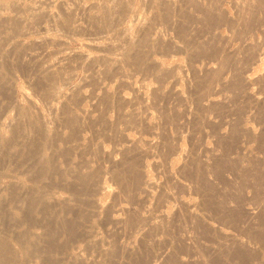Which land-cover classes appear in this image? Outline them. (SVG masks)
<instances>
[{
	"label": "bare ground",
	"instance_id": "bare-ground-1",
	"mask_svg": "<svg viewBox=\"0 0 264 264\" xmlns=\"http://www.w3.org/2000/svg\"><path fill=\"white\" fill-rule=\"evenodd\" d=\"M46 1L0 0V97H11L8 77L24 61L47 82L37 98L42 102L26 95L24 102L6 103L14 114L0 110V151L9 150L14 165L15 210L0 212V264H264V72L256 75L264 65V0H94L83 7L76 0L102 35L86 43L92 51L55 54L48 47L62 38L43 19L54 23L59 16ZM128 1H142L144 15L119 22L133 5ZM73 5L63 9L66 26L77 24L69 18ZM38 27L43 34L29 38ZM42 53L54 56L42 63ZM178 53L185 67L164 66V56L178 60ZM76 63L95 70L86 82L125 74L126 63L155 81L133 87L123 79L132 97L110 85L84 92L64 74ZM84 100L90 107L81 106ZM181 100L195 101L196 110L162 114V103L174 107ZM176 110L184 121L195 120L186 121L201 130L193 133L199 145L180 143L183 120L167 130ZM211 123L219 129L212 130L215 137L207 133L210 146L202 136L207 124L215 128ZM145 126L150 136L143 135ZM108 174L117 189L106 204L113 191ZM98 217L105 232L95 229Z\"/></svg>",
	"mask_w": 264,
	"mask_h": 264
},
{
	"label": "rangeland",
	"instance_id": "rangeland-1",
	"mask_svg": "<svg viewBox=\"0 0 264 264\" xmlns=\"http://www.w3.org/2000/svg\"><path fill=\"white\" fill-rule=\"evenodd\" d=\"M60 1H64V0H60ZM65 1H67V3L69 2V0H65ZM74 1V2H73ZM71 0L70 1V3H68L66 6H60L59 4V0H48V1H46L45 3H44V6H49L48 8H50L53 12H55L56 13V11H57V13H58V15H57V13H56V15H57V17H58V19L57 20H54L55 22L53 23V20L51 19H45V21H44V19H43V24H45V23H47V24H51V25H53L52 26V29L50 30V32H52V35H54V36H56V37H59V38H62V40H61V42H63L64 41V43H57L56 44V42H55V44L54 43H52L51 44V46H49L48 48L50 49L51 48V50H52V52L55 54L57 51L56 50H59V51H61L62 50V48L63 49H65L66 50V48H67V51H72V49H73V51H77L78 49L79 50H84V51H88L89 50V48L88 47H86V43L87 42H89L90 41V39H92V38H95V37H99V36H101L102 35V33H101V31H99L100 29L98 28L97 29V27L98 26H92L91 28H90V26H89V20H88V18H86L85 16H82L81 14H80V11L78 10V8H76V6L78 5L77 4V1L76 0ZM92 1H94V0H82V2H80V7H83V6H87V5H89L90 4V2H92ZM135 3H133V1H128V4L130 3H133V5L131 4V5H129L130 7L129 8H127L126 9V11L124 12V13H122L121 14V16H120V20H119V22H122L125 18L127 19L128 17H129V19L130 18H132V17H136V16H138V14L140 15V17H141V14H143L144 12H143V10H142V8H143V6L141 5V3H142V1H134ZM140 2V3H139ZM72 3V4H71ZM89 3V4H88ZM69 4H70V6L72 7V5L74 4H77L76 6H74L73 5V8L75 7L76 8V10H74L73 11V13H75L74 14V16L71 14V16L69 17L70 19H71V22L73 23V25L75 24V23H77L76 24V26H75V28H74V26H71V25H69V23H67V25L68 26H70V27H68V26H66V23H64V21H61V18H62V20H64L63 18H64V16H65V8H67L66 9V11L68 10V6H69ZM51 5V6H50ZM83 5V6H82ZM79 6V5H78ZM132 6H133V9L131 10V11H129L130 10V8H132ZM79 7V8H80ZM138 7V8H137ZM64 9V10H63ZM144 9V8H143ZM81 10V9H80ZM136 10H138L137 11V13L135 14V16H134V14L133 13H135V11ZM133 11V12H132ZM140 11H141V14H140ZM77 13L78 14H80L79 16L77 15ZM64 15V16H63ZM77 15V16H76ZM144 15V14H143ZM143 15H142V18H143ZM72 17H75L76 19L74 20H72ZM60 19V20H59ZM78 19V20H77ZM69 19H67V21H68ZM47 21V22H46ZM58 21V22H57ZM67 21H65V22H67ZM74 21V22H73ZM75 21H77V22H75ZM53 23V24H52ZM65 25V26H64ZM78 25V26H77ZM85 26H89V30H84V27ZM157 26H158V24H157ZM159 26H160V24H159ZM77 27V28H76ZM80 27V28H79ZM170 31H172L171 29H169ZM42 31H43V28H41V27H38V28H34V29H31V31H30V33L28 34V37L29 38H33V37H35V36H40V35H42L43 33H42ZM49 32V33H50ZM168 32V31H167ZM30 35V36H29ZM85 42V43H84ZM61 49V50H60ZM75 49V50H74ZM40 50V52H42L41 51V49H39ZM38 50V51H39ZM50 50V51H51ZM78 50V51H79ZM89 51H92V50H89ZM93 51H95V50H93ZM95 53V52H94ZM45 54V53H44ZM44 54L42 53L41 55H40V57H39V61H41L42 62V60L44 61L45 59H46V61H48V59H52V57L54 56H49V58L47 57L48 55L47 54H45V56L47 57H44ZM162 53H156V55L157 56H163V55H161ZM178 60H173L171 57H167V58H165V56L163 57V59H165V63H164V66L166 65V66H173L174 64L176 65V64H178V65H180V63H181V65H186V58H185V56H184V54H182V53H178ZM172 60H173V62H172ZM148 62H150V59L148 60ZM179 62V63H178ZM42 63H44V62H42ZM46 63V62H45ZM183 63V64H182ZM183 65V67H185ZM11 66V68H9L8 67V71H9V73L11 72V70L10 69H13V65H10ZM15 68V67H14ZM124 70H126V75L125 74H123V73H121V72H118V71H113L112 73H110V74H108V75H101V74H97V76H96V78L93 80V81H90V82H86L85 80H86V74H91V73H95L94 71L95 70H93V69H90L87 65H82L81 63H76L74 66H72V68H70L69 70H67V71H65V73L64 74H66V72H67V75H66V79H68V81L70 82V81H73L74 83H79V84H81V85H83V90H84V92H91L92 90L94 91H100L101 89H100V87H105V85L106 86H108V85H110L109 87H111V88H116V89H118L119 91H120V93L121 94H123V95H126V96H128V97H132L133 95H134V93H132L133 91H132V86L130 85V84H127V83H124V82H122V80L123 79H128L129 81H132V83L134 84L133 85V87H138V86H141V84H142V81L143 80H145L146 82L149 80V82L148 83H152L153 84V82L155 81V79L153 80V74L152 73H149V74H144V73H142V72H140L139 71V69H136V67H134V66H132V65H130V64H128V63H126L125 65H124ZM154 69H156V71H157V68H154ZM71 70H73V73L71 72V80L67 77V76H69V72L68 71H71ZM257 70V71H256ZM256 75L257 74H262L263 72H264V65L263 64H261L260 66H258V67H256ZM260 70V71H259ZM39 70H36L35 69V67L34 66H32V65H30V64H28V63H26V61H24L23 62V64L21 65V66H19L18 68H16V69H14V72H13V70H12V73H14L13 75V79H12V74H11V76H10V74H8V76H10V77H8V83L9 84H11L12 83V85H11V90L12 91H10V94H11V97H9L10 95L9 94H7V96L5 97V96H1L0 97V99L2 100L1 101V109L0 110H6V103H8L10 100L11 101H13V102H15V101H19V100H21V101H25L26 100V98H27V96L26 95H30V96H32V97H34L35 99H41L42 98V93H43V90H44V88H45V86H46V84H47V82L45 83V84H43L42 82H40L39 81V79H38V77L36 76V73L38 72ZM155 71V70H154ZM151 72H153V71H151ZM155 73H159V71L158 72H155ZM154 73V74H155ZM65 76V75H64ZM69 76V77H70ZM189 76H190V74H189ZM145 77H147L146 79H145ZM191 77V76H190ZM10 78V79H9ZM189 78V77H188ZM152 79V80H151ZM190 79V78H189ZM49 81V80H48ZM134 81V82H133ZM144 81V82H145ZM11 82V83H10ZM73 82H71V83H73ZM141 83V84H140ZM136 84V85H135ZM140 84V85H139ZM10 86V85H9ZM188 85H185V84H183V87H182V85H181V87L184 89V91H185V89H186V87H187ZM185 87V88H184ZM97 89V90H96ZM188 90H189V88H188ZM187 89H186V92H185V94H187L186 96H188V95H191L190 97L191 98H193L194 97V95H196L194 92V94H189V93H192L191 92V90H189L188 91ZM188 91V92H187ZM6 95V94H5ZM193 96V97H192ZM171 97V96H170ZM10 98V99H9ZM176 96H175V98H174V96L172 95V97H171V99L169 98V101H171L172 99H173V103L174 102H176ZM37 99V100H38ZM194 99H195V97H194ZM38 100V101H39ZM192 100V99H191ZM190 99H189V101H191ZM167 102V106H164V105H166V103L165 104H163L162 103V106L160 105V107L162 108V114H164V111L165 110H168L169 111V108H170V113L168 112V111H165V114H166V112H167V115L169 116V114H171L172 115V113L173 114H175V112L173 111L172 112V110H174L173 108H175V109H182V107H184V108H186L187 106H188V108H190V109H192V111L194 112V110H196V104L194 103L195 101H192V102H188V100H187V104H185V101L184 100H181L182 101V103L184 104V105H182V103L180 104V102H179V104L181 105V106H179L178 108H177V106L179 105H175L177 102H178V99H177V102L174 104V107H173V105H171V103L172 102ZM180 101V100H179ZM39 102H42V100L41 101H39ZM90 102L91 101H89V100H84L81 104V106L82 107H90ZM190 105H189V104ZM5 104V105H4ZM170 105V106H169ZM6 106V107H5ZM172 106V107H171ZM176 106V107H175ZM158 107H159V105H158ZM158 107H156V108H158ZM8 109L10 108V107H7ZM161 108H160V110H161ZM164 108V109H163ZM183 108V109H184ZM154 110V109H153ZM164 110V111H163ZM2 111V112H3ZM155 111H156V109H155ZM1 112V113H2ZM14 111H13V108H12V110H11V108H10V113L11 114H14L13 113ZM172 112V113H171ZM248 112V111H247ZM4 113V112H3ZM2 113V114H3ZM169 113V114H168ZM2 114H0L1 115V121H3V117L5 116L4 114H3V116H2ZM179 114V113H178ZM177 114V110H176V115H177V117L176 116H171L170 115V117L169 118H171L172 117V120H170V121H172L171 123L172 124H170V123H166V125L168 124L169 126L168 127H166L167 128V130H175L174 128H175V126L177 127V124H180V121L181 120H183V118L184 117H182L181 115L179 116ZM248 114H249V112H248ZM190 117V116H189ZM188 118V117H187ZM185 119V121L183 122V121H181V126L179 127V132H181L182 131V134H183V136H182V138H180V143L183 145V146H185V147H187V149H188V147L189 146H191V144H192V142H193V146L194 145H196V140H197V137H194L193 138V136H195V134L193 135V133H194V131L196 130V131H200L201 132V130H199L198 128L197 129H194L193 127H194V125L193 124H195V123H193L192 124V122H195V120H191L192 119V116H191V118H188V119H190L192 122H190V123H188V121H186V120H188V119ZM169 121V122H170ZM177 122V124L175 125V123ZM186 122V123H185ZM197 123V122H196ZM183 124H186V126L184 127V128H182L181 129V127H182V125ZM210 124V123H209ZM212 124L213 123H211V126H212ZM252 124H254V125H256V123L255 122H252ZM175 125V126H174ZM214 126H215V124H213ZM195 126L197 127V124H195ZM209 126L210 125H208L207 124V127H208V129H207V131H209V132H207L205 129H203L204 131H206V133H205V135L206 136H204L203 134H201L200 133V135H203L205 138H203V136H202V139H201V137L200 136H198L199 135V133H197V132H195L196 134H197V136L202 140V142H204L205 144H207V145H209L210 143V146L211 145H213V137H207V133H208V135H209V133H213V131H217V132H215L214 133V135L216 134V133H218V130H217V128L219 129V127H217V126H215V128H213V126H212V128H209ZM217 127V128H216ZM170 128V129H169ZM177 129H178V127H177ZM180 129H181V131H180ZM211 129V130H210ZM221 129H223V128H221ZM6 130V133L7 134H10V126H9V124L8 123H6V126H5V128H4V131ZM213 130V131H212ZM143 135H145V136H150V130H149V128H147L146 126L143 128ZM204 133V132H203ZM210 134V135H211ZM213 135V134H212ZM211 135V136H212ZM213 135V136H214ZM104 136H107V135H104ZM99 137L98 139L100 140V141H104L105 143L104 144H106V146L107 147H112L113 146V142H112V140H110L109 139V137L107 138V137ZM207 137V138H206ZM215 137V136H214ZM198 138V139H199ZM208 138H209V141H208ZM193 140H195V143H194V141ZM200 140V141H201ZM179 141V140H178ZM197 142H198V145H199V140H197ZM202 142L200 143V144H202ZM203 143V144H204ZM197 145V146H198ZM192 146V147H193ZM191 148V147H190ZM189 148V149H190ZM9 151V150H8ZM7 151V149H2L1 151H0V185H2L1 187H3V190H2V193H1V197H0V212L3 210L4 211V213L7 215V216H11V214L13 213L12 212V210L13 211H15L14 209H13V204H12V202H11V190H10V185H9V183L11 182L10 180V176L13 174V172H14V165H13V163H12V160H11V156H10V152H8ZM203 158H205V157H203ZM106 164H108L107 162H104V165H106ZM23 165H21L20 166V169H19V173L22 175V177L24 178L25 177V171H24V167H22ZM151 168V170H150V172L156 177L157 176V179L159 178L160 180H163L164 178H166L161 172H159V174L157 173V170L154 168V167H150ZM153 168V169H152ZM154 169L156 170V171H154ZM156 172V173H155ZM12 173V174H11ZM11 174V175H10ZM230 177V176H229ZM25 179V178H24ZM165 180V179H164ZM106 181L109 183V184H111V187H112V190H113V187L115 186L116 187V185H115V183L113 182V180L111 179V177H110V175L108 174L107 176H106ZM170 182H172V181H170ZM169 182V184L171 185H173L174 184V182H172V183H170ZM174 185H176V184H174ZM224 185V184H223ZM115 187H114V189H115ZM117 189V188H116ZM115 189V190H116ZM112 193H113V195H112ZM113 196V199H114V190L113 191H111V193H109V194H106L104 197V202L106 203V204H108V203H110V201H111V197ZM112 199V200H113ZM96 220H97V222L95 223L96 224V228L95 229H97L98 231H103V232H105V227L106 226H104V225H106V224H103V223H106V221L105 220H103L102 219V217H98V218H96ZM101 222H103V223H101ZM175 232V231H174Z\"/></svg>",
	"mask_w": 264,
	"mask_h": 264
}]
</instances>
